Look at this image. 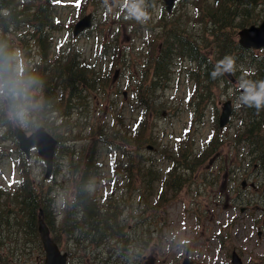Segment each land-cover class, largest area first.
I'll use <instances>...</instances> for the list:
<instances>
[{
  "label": "trees",
  "instance_id": "16d2710c",
  "mask_svg": "<svg viewBox=\"0 0 264 264\" xmlns=\"http://www.w3.org/2000/svg\"><path fill=\"white\" fill-rule=\"evenodd\" d=\"M83 1V0H81ZM260 8H257L259 7ZM264 0H217V5L215 8L210 10V19L214 24L215 29L217 30L218 40L212 35L213 32L208 27V24L205 23L203 26V32L200 35V40L197 41L194 37V31L191 29H187L186 22L184 19L180 17L186 16L187 12H178L173 13L171 16H167V12L164 7L161 6L162 9V22L161 25L164 27L161 36L163 37L166 45L169 46L168 50H164L161 56L159 57V61L153 59V55L150 56L145 62H143L139 66V71L141 78L135 79L136 85L132 87L133 82L130 81L131 76L128 75L126 78L125 88L129 91L133 99H135L139 106L143 107L142 111L138 115L135 123L133 125V130L130 131L128 127H123V131H115L113 134L118 135L121 138L122 150L123 153H128V147L132 144L140 145L147 141L145 137V132L148 130L150 123L154 117L158 116L159 108L156 107L154 102L149 101V95H155V91L159 86L164 88L165 79L169 75L170 66L174 62V58L188 60H198L202 58V62H199L200 71L205 73V65L206 68V76H210L212 71L214 70V66L211 65L206 58H204L207 50L213 48L214 45L217 44L219 48H221L222 44L225 43L226 46L228 43L232 42V34L236 31V29L242 25H245L250 20H253L254 17H260V11H264ZM263 6V9H262ZM1 9L6 10L3 12V16L0 15V27L4 31H9L10 29H15L19 27V21L25 20L29 21L30 17H27L25 14L22 16H18L19 11L14 3V0H0V13ZM33 19L36 22H46L45 13L40 10L39 12H35ZM95 26L98 30L104 31L103 28L100 27L98 21V15L96 14V22ZM212 34H210V32ZM114 35L118 36L117 33ZM172 36V42L170 41V37ZM58 47V45H57ZM136 53L139 55L145 54V45L143 47L136 50ZM230 55V52L227 53ZM242 59V56H240ZM261 59H263L261 57ZM59 64L57 66V63ZM49 65H37L32 70H28L23 68L19 74L15 77L12 73V59H11V47L6 39H2L0 41V79H3L7 91H10L9 88H26L33 86L35 89H43L46 98L56 104V106L62 108L63 103L65 102V98L63 94H60L58 99L54 100V95L51 93L52 87L61 82L63 86L66 88H73L74 92H76L79 82H73V80H89V77L85 75L84 67H76L74 69H70L66 65L69 63L68 59H60ZM264 65V63H262ZM103 79H106L104 76ZM20 80V81H19ZM12 82L14 85L11 86ZM92 87V86H89ZM211 88L210 85H208ZM105 91V90H103ZM196 90L193 91L190 98L194 95ZM89 94L81 91L77 93V95H73L72 93H68L67 95V105L70 107L75 105L76 103H81L87 100ZM69 101H72V105L69 104ZM112 104L115 102L112 101ZM15 99H12V105H15ZM119 107V106H118ZM241 110L246 113V117H242V120L246 119V127L242 133L237 131V135L235 136L237 139L241 136L245 138V140L241 143L242 151L247 154H252L255 159L264 160V124L262 123V109L257 111L254 107L242 106ZM46 125L52 126L51 123ZM104 125L98 124L95 127H92L89 135L97 136L99 139L103 141L108 140L104 133ZM218 147V142L216 137H211L202 147L201 151L195 156L197 159H202L210 154H212L216 148ZM59 150L62 151L63 147L60 146ZM177 154H175L174 158L178 161L177 164L174 165L187 166L188 151L186 150V146H177L175 148ZM263 151V156L260 157V153ZM58 155V154H57ZM80 158V157H79ZM71 166L72 173L78 167ZM88 167H85L82 170V174H87ZM170 174H181L175 171H169ZM194 175L193 168L188 175H178L175 178V181L184 180L185 184L192 180V176ZM168 182L171 180L168 179ZM184 185V183H180ZM23 191H30L28 187L22 186ZM80 196V195H79ZM79 199V198H78ZM40 204L48 207V203L46 201H40ZM39 204V205H40ZM34 207L29 205L28 209L30 214L29 218L35 216ZM77 209V205H75ZM71 219V215H70ZM77 220L76 218H74ZM70 221V220H69Z\"/></svg>",
  "mask_w": 264,
  "mask_h": 264
},
{
  "label": "flooded vegetation",
  "instance_id": "af4514ba",
  "mask_svg": "<svg viewBox=\"0 0 264 264\" xmlns=\"http://www.w3.org/2000/svg\"><path fill=\"white\" fill-rule=\"evenodd\" d=\"M16 157L15 152L12 158ZM153 185H157V188ZM146 186L149 188L146 200L140 194L145 186L135 185L136 200L115 196L113 191L105 196V208L102 209L88 197L77 195L74 200L78 211L74 218L77 220L70 219L67 225L64 223L57 228L49 221L46 224L49 236L66 253L67 264H183L180 260L181 245L176 235L167 230L168 209L161 199L172 193V186L167 185L164 179L156 178L148 179ZM17 187L18 185H10L0 188V244L4 249L3 256H10L16 261L27 260L28 256H33L35 261L41 262L42 243L36 217H32L30 223L25 222L24 218L28 214L24 210L32 205L36 206V211L40 199L39 189L48 200L51 185L48 182L32 186L36 190L30 192L18 190ZM204 192L198 191L200 195ZM242 193L244 198V191ZM192 200L200 203L195 197ZM136 205L139 208L136 209ZM242 208L245 210V205ZM49 216L51 215L47 213V217ZM109 231L113 233L111 241L117 244L127 241V254L120 249L106 251L108 244L101 242V239ZM222 233L230 244L231 239L224 228ZM23 243L27 247L25 250L22 249ZM134 244L137 248L132 252L131 246ZM186 254L189 255L188 250ZM229 255L240 258L241 252L232 248Z\"/></svg>",
  "mask_w": 264,
  "mask_h": 264
},
{
  "label": "rangeland",
  "instance_id": "374dc122",
  "mask_svg": "<svg viewBox=\"0 0 264 264\" xmlns=\"http://www.w3.org/2000/svg\"><path fill=\"white\" fill-rule=\"evenodd\" d=\"M56 1L57 3L54 6L53 14L59 17L61 27L65 28L75 20L78 14V8L71 3L74 0ZM75 2H78V0H75ZM158 4L159 0H153L152 5L146 8L148 13H150L152 10H158ZM120 7H122V0H107V3L104 2L100 5L97 13L98 18L106 15L110 19H116L117 10ZM87 11H90V8H87ZM122 11L123 15L126 16V10ZM115 27L116 24H113L111 26V31L114 30ZM63 33L64 30H52L53 43H57L60 38L65 41L66 39L63 36ZM81 41L82 39L78 42L79 46L81 45ZM98 44L100 43L94 42L93 45V41L88 40L83 42V47L87 54H91L94 49H97ZM187 87V84L181 80V78H172L168 82L167 87L159 92L157 99L158 101L164 102L168 106L170 105L177 108L171 115L164 112L163 118H154L156 122L154 125V135L158 137L160 145L162 146L166 144H172L174 137L179 133L184 132V130L187 128L190 129L191 135L195 138L197 143L206 138V136L211 131L212 119L209 111L206 110L204 114L197 118L195 115H192L189 108L187 107V103L184 100V97L188 93ZM128 98V93L125 94L123 92V96L118 97L113 94V90H111L110 93H106L103 100H99V97L95 96L94 100L90 102V107L92 108H90L88 113V124H99L103 119H105L108 127L107 130L111 129L112 122L116 114L115 109L119 106L124 124H129L132 127L133 117L137 115L138 110H133L129 102L125 103ZM112 101L115 103L112 104ZM215 101L220 103L218 98H215ZM122 103L124 104L123 106H121ZM98 114L99 116L97 117ZM16 123H18V121ZM59 124L60 122L56 123L55 126H57L60 130ZM22 127L26 129L27 125L24 124ZM119 127H121V125H119ZM228 127L224 131H226ZM88 129L89 127L82 129V133L90 141V143H87L86 146H93L92 150L95 157L103 164L102 179L106 181L107 184H111V182H109L110 175L107 173H109L108 169L112 162L114 163V166L117 170L126 169L127 164L124 161L118 160L120 155L116 156L114 152L109 149L108 145H105L107 143H97L98 139L96 136H89V133L87 132ZM104 132L105 134L107 133V131ZM63 137L67 138V136L64 134L61 137V140ZM108 144L115 145L116 142L108 141ZM73 145L74 149H79L81 147L80 143H75ZM145 155L153 157L157 163V167L161 170H164L166 167V162L161 159L160 155L151 151H145ZM9 164L10 161L0 162V166H2L0 169V182L6 184L7 186L13 185L16 179L19 177L15 172L9 171ZM64 165L66 164H63L62 169L65 170ZM37 172L38 170L36 168L35 173ZM130 173L133 177L141 176V172ZM113 174L120 176L125 173L119 171L114 172ZM191 193V191H189L187 194L182 193L183 197H178L177 201L173 203V205L168 209V220L170 224L168 229H171V233H174L180 240H186L193 236L195 243L193 249L198 255V262L195 264H223V262L226 260V254L229 253L233 247L239 248L243 252L241 257L243 264H251V251L248 244L252 239L256 242L264 241V237L262 239L257 238L258 236L263 235L264 229L262 224H260L259 228H254L251 225L248 213L245 212L246 209H242L243 204H234V198L237 195L232 193L229 195L225 194V196L222 198L220 195H218V189H216V191L211 192L210 195L204 196L205 203L201 207L203 216L208 218V220L203 221L202 224L196 226L191 214L187 215L182 207V202L184 200L186 202L191 201ZM126 196L130 197L129 191H126ZM104 200L106 201L105 192ZM257 216H259V214ZM222 226L231 239L230 244L222 233L219 238H216L215 236V234H217L219 231L221 232ZM259 231H261L260 234L258 233ZM180 240L178 241V243L181 245L180 260L185 261L187 250L182 245V241ZM253 248L255 251H257L263 247L259 243L255 244ZM228 264H230V256H228Z\"/></svg>",
  "mask_w": 264,
  "mask_h": 264
},
{
  "label": "clouds",
  "instance_id": "9594fccd",
  "mask_svg": "<svg viewBox=\"0 0 264 264\" xmlns=\"http://www.w3.org/2000/svg\"><path fill=\"white\" fill-rule=\"evenodd\" d=\"M107 3V0H105ZM122 10H126V19H135L141 24H146L150 15L146 10L145 0H122ZM235 71V58L225 55L217 62L211 73L213 79L224 73L232 74ZM254 73L245 72L239 79L237 91L239 96L234 107L239 109L242 106L254 107L257 111L264 108V79L251 80L246 77Z\"/></svg>",
  "mask_w": 264,
  "mask_h": 264
},
{
  "label": "water",
  "instance_id": "95a60500",
  "mask_svg": "<svg viewBox=\"0 0 264 264\" xmlns=\"http://www.w3.org/2000/svg\"><path fill=\"white\" fill-rule=\"evenodd\" d=\"M172 2L173 0H165L167 10H170ZM257 31L261 37V41L256 43L264 45V23L260 28L257 29ZM37 144L40 154L45 159L48 168H50L51 157L54 148L53 142L45 135H42L38 139ZM39 233L45 251L44 264H66L65 254H61L57 245L48 237V230L42 223L39 225Z\"/></svg>",
  "mask_w": 264,
  "mask_h": 264
},
{
  "label": "bare ground",
  "instance_id": "6f19581e",
  "mask_svg": "<svg viewBox=\"0 0 264 264\" xmlns=\"http://www.w3.org/2000/svg\"><path fill=\"white\" fill-rule=\"evenodd\" d=\"M87 233V232H86Z\"/></svg>",
  "mask_w": 264,
  "mask_h": 264
}]
</instances>
